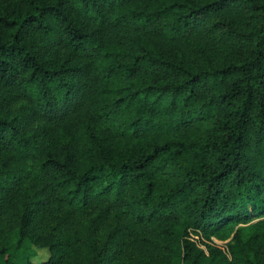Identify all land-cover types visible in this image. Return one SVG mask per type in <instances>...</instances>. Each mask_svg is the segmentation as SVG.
<instances>
[{
  "label": "trees",
  "instance_id": "trees-1",
  "mask_svg": "<svg viewBox=\"0 0 264 264\" xmlns=\"http://www.w3.org/2000/svg\"><path fill=\"white\" fill-rule=\"evenodd\" d=\"M0 264H264V0H0Z\"/></svg>",
  "mask_w": 264,
  "mask_h": 264
},
{
  "label": "rangeland",
  "instance_id": "rangeland-1",
  "mask_svg": "<svg viewBox=\"0 0 264 264\" xmlns=\"http://www.w3.org/2000/svg\"><path fill=\"white\" fill-rule=\"evenodd\" d=\"M233 233L230 235V237L226 239H222L216 235H213L211 239L203 238L202 236L193 235L198 242L203 246L206 247L205 243H213L217 246H220L224 249L226 253L229 254V248H228V242L233 238ZM34 249L36 250L35 254L33 255L32 259L35 263H40L43 261H46L50 256V251L47 247H40L35 246Z\"/></svg>",
  "mask_w": 264,
  "mask_h": 264
}]
</instances>
